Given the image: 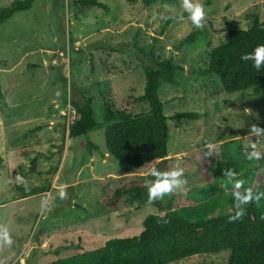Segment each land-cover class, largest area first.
<instances>
[{"label": "rangeland", "instance_id": "374dc122", "mask_svg": "<svg viewBox=\"0 0 264 264\" xmlns=\"http://www.w3.org/2000/svg\"><path fill=\"white\" fill-rule=\"evenodd\" d=\"M14 1L0 0V7ZM74 1L35 0L31 9L0 27V229L12 239L7 245L0 238V264H47L99 249L111 238L138 236L147 216L165 214L154 202L166 198L149 201L147 192L141 209L127 201L113 213L104 210L102 198L134 177L148 183L153 168L183 169V185L172 195L179 208L191 203V188L219 181L214 170L227 150L223 143L241 139L232 143L231 152L238 154L240 148L245 155L255 144L264 153V135H250L252 125L264 129V89L258 97L252 90L228 94L217 75L203 74L209 51L225 42L230 30L249 28L252 16L264 21V0H211L209 5L192 0L204 8L200 27L189 19L184 0H153L150 6L143 0H100L105 10ZM196 29L202 34L183 45ZM155 38V57L172 58L184 69L176 85L163 84L159 90L165 115L199 118L169 119L166 162L135 170L108 154L105 104L134 114L148 110L136 99L144 93L143 67L151 62L134 45L144 48ZM81 92L93 99L98 127L83 139H72L68 130L78 113L60 98L69 93L80 102ZM259 175L252 186L264 184V164ZM46 186L45 194L24 195L26 188ZM61 247L73 248L57 254ZM227 262L228 252H220L175 264Z\"/></svg>", "mask_w": 264, "mask_h": 264}, {"label": "trees", "instance_id": "16d2710c", "mask_svg": "<svg viewBox=\"0 0 264 264\" xmlns=\"http://www.w3.org/2000/svg\"><path fill=\"white\" fill-rule=\"evenodd\" d=\"M136 4L139 0H125ZM35 0H16L9 7H0V27L16 13L32 8ZM211 0H207L209 5ZM75 5L84 8H100L106 6L100 0H75ZM150 6L153 0H143ZM252 25L247 29L230 30L226 41L211 49L208 53L207 68L203 74L217 75L226 93H243L252 90L258 97L264 89V68L257 71L252 61L241 59L242 54L252 52L257 45L264 44V21L252 16ZM165 29L161 31L164 34ZM202 34L200 29L194 30L183 42L193 44ZM157 39L147 47L138 48L151 62L144 66V93L136 99L146 104L148 110L134 114L128 109L113 110L105 104L104 123L106 124L105 144L112 159L120 160L135 170L156 161L167 160L169 125L168 120L198 119L194 113H177L171 117L165 115L164 104L159 97L163 84L176 85V77L184 69L172 58L158 60L155 57L154 45ZM80 102L72 101L69 93H64L60 102L71 104L78 113V118L70 125L68 137L83 139L98 127L93 109V99L81 92ZM3 92L0 86V105ZM238 140L225 142L222 162L215 168L219 181L204 186L191 188L188 193L190 204L175 208L173 192L165 196V200L154 202V206L164 212L163 216L149 215L143 221V230L138 236L118 237L105 241L95 250L83 251L73 256L57 259L47 264H175L194 256L228 252L227 264H264V195L260 201H250L242 205L235 194L240 196L264 192V184L254 185L256 175L264 164V159L252 163L238 149V154L231 152V145ZM230 145V146H229ZM87 146L98 151V146L87 141ZM2 156L0 154V164ZM231 169L237 175L229 178L227 171ZM242 180L241 188L234 190V181ZM263 180L260 177V181ZM148 183L139 178H131L111 187L102 198L106 212L113 213L124 202L137 203L136 210L141 209ZM49 187L26 188V198L48 192ZM172 196V198H170ZM244 209L238 219H232L236 213ZM73 247H61L68 250Z\"/></svg>", "mask_w": 264, "mask_h": 264}, {"label": "clouds", "instance_id": "9594fccd", "mask_svg": "<svg viewBox=\"0 0 264 264\" xmlns=\"http://www.w3.org/2000/svg\"><path fill=\"white\" fill-rule=\"evenodd\" d=\"M184 9L189 13V19L196 27L201 26V21L204 18L205 12L204 8L199 3H193L192 0H184L183 3ZM241 59L245 61H252V66L260 71L264 68V44L257 45L255 49L246 54L241 55ZM250 135H255L257 137L264 135V129L258 127L257 125H252L250 129ZM209 149H212L214 145L209 144L207 146ZM248 160H261L264 159V153L255 150V144H253V150L246 155ZM151 176L154 177L153 180L148 182V199L149 201L156 199H163L168 194L172 193L175 189L182 187L183 181L181 177L183 176V169L176 168L171 171H160L156 168L151 170ZM237 174L229 169L226 173V176L229 178L236 176ZM244 182L242 180L234 181V188H241ZM248 194L240 196L239 193L235 194V198L242 204L247 205L250 201H260V196L264 195V192H258L257 194L252 193V188H247ZM60 196L63 198L65 192L60 191ZM244 214V209L236 213V216L232 219H238ZM0 238H2L3 243L7 245L12 244V239L9 236L7 229H0Z\"/></svg>", "mask_w": 264, "mask_h": 264}, {"label": "crops", "instance_id": "0c3cea01", "mask_svg": "<svg viewBox=\"0 0 264 264\" xmlns=\"http://www.w3.org/2000/svg\"><path fill=\"white\" fill-rule=\"evenodd\" d=\"M164 162H166V160L164 161ZM150 165V164H149ZM147 166V165H146Z\"/></svg>", "mask_w": 264, "mask_h": 264}]
</instances>
